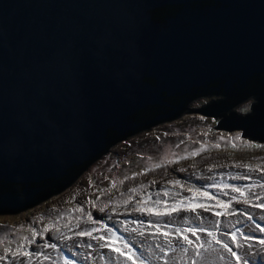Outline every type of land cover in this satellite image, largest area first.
Segmentation results:
<instances>
[{"label":"water","instance_id":"95a60500","mask_svg":"<svg viewBox=\"0 0 264 264\" xmlns=\"http://www.w3.org/2000/svg\"><path fill=\"white\" fill-rule=\"evenodd\" d=\"M263 74L264 0H0V213L175 117L184 96L233 97ZM151 107L165 111L145 121ZM207 107L185 112L224 117L213 128L243 137L256 122Z\"/></svg>","mask_w":264,"mask_h":264},{"label":"rangeland","instance_id":"374dc122","mask_svg":"<svg viewBox=\"0 0 264 264\" xmlns=\"http://www.w3.org/2000/svg\"><path fill=\"white\" fill-rule=\"evenodd\" d=\"M218 95L209 97H201L192 100L188 109L201 108V106L208 105L213 100L218 99ZM251 104V100L241 102L233 106L228 113L236 112L239 116L247 115V112H241L240 109ZM251 109V107H250ZM224 117H212L197 112H184L180 116L166 122L155 125L147 130H141L133 136L121 140L113 144L105 154L93 161L82 173L78 176V180L72 185L66 187L59 193L49 196L47 199L33 204L32 206L20 210L16 213H0V255H5V250L11 248L16 250L21 244H25L22 237L28 236L31 238L30 226L36 227L39 231L52 222L59 213L65 212L67 209L76 208L79 204L85 209L92 211L93 219L100 221L103 220L110 228L117 230L118 235L129 239L137 252L144 253L151 259V264H167L168 254L173 251H179L176 246L175 237H173L172 248L165 246V251L156 248L157 243H162V238L155 233V229L146 225H137L132 223L137 220H147L148 217L141 216L131 212L132 204L135 202L130 201L128 211L122 206V201L127 200L129 196L128 190L144 184L149 185L145 189H139L134 196H139L140 193L146 194L151 192L154 199H164L163 193L156 196V193L163 188L170 190V196L175 195L177 192L185 196H191L187 191L188 188H199L201 185L209 183H231L236 185L246 184H259L264 183V172L259 169L264 168V146L261 147H246L243 146L244 142L264 145V141L259 139L254 140L252 136L244 135V130L237 128L234 130L215 129L218 122ZM237 134L242 135V140L236 141L237 147L230 146V142L226 139L220 141L221 147L216 148L212 145L219 140L223 135L225 138L235 137ZM208 145V150L202 151L199 155H190L191 152L200 148L201 144ZM186 157V158H180ZM174 161V162H170ZM239 163L241 167L238 169L232 165ZM160 164V167H155ZM250 164L255 171L249 173L251 179H232L230 176L225 175L223 179L220 178V173H233L244 172L246 169L244 165ZM223 165V167H220ZM212 171H209V168ZM151 169L145 172V169ZM183 168L185 171H180ZM127 177V179H125ZM208 177H215V180H209ZM169 180H180L183 188L180 185L168 184ZM115 181V186H113ZM123 181V183H121ZM154 182V183H151ZM110 189V191H108ZM210 191L220 197L221 199L228 200V196L224 195L223 191L218 192L217 189L211 188ZM230 191V190H227ZM254 191L261 192L264 189L259 187ZM123 193V195H121ZM238 195V194H237ZM89 199L95 202V206L89 203ZM198 200L203 201L205 198L197 197ZM120 201L121 203H117ZM173 201L170 199L169 203ZM210 203H214L209 201ZM109 205L105 212H99L97 209L104 205ZM115 207L116 211L112 212L111 209ZM233 209H238L239 212H234L232 216H225L216 218L212 213H205L201 221H196L193 213L181 212L178 215H173L170 219L174 220L175 225H169L165 230H171L174 227H204L213 230L215 220L219 219V237L225 242H228L235 251V246L230 240V237L225 236L224 232L228 230L229 222L234 223L235 220H241L246 224L251 222L247 221L243 216V211L247 210L253 214L256 223L264 227V219L258 216L259 210L243 203H234ZM233 209H229L232 211ZM217 211L221 209H216ZM203 212V210H199ZM79 211L72 214L71 222L68 217H61L56 220L58 226L61 227V232L64 234L60 236L55 231L46 233L43 237H35L36 243L32 244L30 251L43 252L48 250L47 256L49 259L45 260L43 256H33L26 264H124L123 260H116V253L108 248H101L99 246L94 248L98 242L91 240L89 237H79L77 232L81 231L84 227H91V224H81L77 227L76 217H79ZM111 215L112 219H108ZM181 217H187L191 223H185ZM152 219H156L153 217ZM169 218H161L162 223H166ZM128 221L132 227H139L142 231H147L150 234L145 237H140L138 234L125 232L123 222ZM20 225H24L20 228ZM66 225V226H64ZM8 226V227H4ZM100 229L99 224L96 225ZM106 229H100L93 235H104ZM202 237V242L210 241V237L206 233ZM256 237L253 243L256 248L253 249V255L249 259L248 264H260V257L264 256V252H259L261 246L259 239L264 238V232L253 229L250 233ZM191 237V234L188 233ZM64 236L70 237L65 239ZM195 239V237H191ZM239 240V237H238ZM74 241L75 246L72 247ZM46 242L54 243L56 248L40 247ZM180 244H184L181 239ZM91 253L88 252V245ZM184 246H187L186 244ZM84 247V248H83ZM151 247L152 253H148L147 249ZM213 247L216 251L202 249V257H196L192 248L185 253L187 256L182 258L179 264H192L195 260L196 264H244L243 259L237 261L235 257L229 259V254L224 251L219 244H214ZM76 248V249H72ZM102 249L103 255L97 253L98 249ZM208 248L205 243V249ZM85 251V252H84ZM259 253V254H257ZM238 255L240 253H237ZM162 257L159 259H152V256ZM221 256L224 259H221ZM14 261H20L19 257L15 260L9 255L5 261H0V264H13ZM163 262V263H158ZM132 264V261H128Z\"/></svg>","mask_w":264,"mask_h":264},{"label":"snow or ice","instance_id":"6c2138e0","mask_svg":"<svg viewBox=\"0 0 264 264\" xmlns=\"http://www.w3.org/2000/svg\"><path fill=\"white\" fill-rule=\"evenodd\" d=\"M248 105L243 107L241 111L247 112L248 111ZM228 140L230 142V146L235 148L237 147L236 141L242 140V135L237 134L234 138L229 137L225 138L223 135L219 137V140L216 141L212 147L219 148L221 147L220 141ZM243 146L246 147H261L264 145H258L254 143H249L247 141L244 142ZM208 150V145L201 144L200 148L196 149L195 151L191 152L190 155H199L200 152ZM180 158H186V157H180ZM174 162V161H170ZM160 164H156L155 167H160ZM236 168H240L241 165L239 163H235L232 165ZM220 167H223L221 165ZM244 168L246 171L244 172H236L233 173H220L221 180L225 175L230 176L232 179H251L249 173L252 171H255L250 164L244 165ZM151 169H145V172L150 171ZM261 172H264V168L259 169ZM180 171H185V169L181 168ZM209 171H212V168H209ZM127 179V177H125ZM209 180H215V177H208ZM113 186H115V181L112 182ZM123 183V181H121ZM154 183V182H151ZM168 184L173 185H180L181 188H183V184L180 180H169L167 181ZM149 185H140L134 188H131L128 190L130 193L127 200L122 201V206L125 208V211L127 212L128 205L130 201H135L132 204L131 212L135 214H139L141 216H147L148 219L145 220H137L133 221L132 223L137 225H146L150 226L151 228L155 229V233H151L152 235H158L162 238V243H157L156 248L160 249L161 251H165V246H168V248H172L173 245V237H175L176 246L178 247L179 251L181 253H187L189 251V248H192L196 257H202V249L204 250H211L216 251V249L213 247L214 244H219L221 248L226 251L229 254V259L231 257H235L237 261H240L243 259L244 264H248L249 259L253 255V249L256 248V244L253 243L254 240H256V237L252 234L253 229L259 230L261 232H264V227H262L260 224L256 223L253 217V214L249 213L247 210L243 211V216L246 217L247 221L251 222L250 224H246L242 222L241 220H235L234 223L229 222L228 230L224 232L225 236L230 237V240L233 242L235 246V251L233 250V247L230 246L228 242H225L223 239L218 238L219 237V219L215 220L216 227L213 228V230H209L204 227H174L171 230H165L168 228V226L175 225V221L171 220L170 218L173 215H178L179 213L186 212V213H193L195 215L196 221H201L203 219L202 213L199 210H203L205 213H212L216 218L219 217H225V216H232L234 212H239L238 209H233L234 203H243L245 205L258 208V209H264V191L257 192L254 191L255 188L259 187L261 189H264V183L259 184H246V185H236L231 183H209L205 185H201L199 188H188L187 191L191 193V196H185L182 195V193L177 192L175 195L170 196V190L168 188H163L159 192L156 193V196H160L161 193H163L164 199H154L153 194L151 192H147L146 194L140 193V195L134 196L131 194H135L139 191V189H145ZM215 188L218 192L223 191L224 195L228 196V200L221 199L217 195H214L210 189ZM230 190V191H227ZM110 191V189L108 190ZM238 194V195H237ZM123 195V193L121 194ZM197 197L205 198L203 201L198 200ZM172 200V203H169V200ZM209 201H212L214 203H210ZM89 203L93 204L95 206V202L91 201L89 199ZM117 203H121L120 201H117ZM109 207V205H104L103 207H99L97 210L99 212H105L106 209ZM216 209H221L217 211ZM229 209H233L232 211H229ZM79 211L81 215L79 217H76V224L77 227H80L81 224L88 225L91 224V227H84L81 231L77 232L76 235L79 237L87 236L91 240H95L98 242V246L101 248H108L112 252L116 253V260L120 261L123 260L124 264H128V261H132V264H151V259L148 258L147 255L144 253L137 252L136 248L133 247L131 241L129 239H126L123 236L118 235L117 230L114 228H110L107 223H105L103 220L97 221L93 219L92 211L88 210L85 213L84 207L81 205H77L76 208H70L67 209L65 212L59 213L57 217H55L51 223L46 225L42 231H39L36 227L30 226L31 230V238L28 236L22 237L23 241H26L25 244H21L19 247L16 248V250H12L11 248H8L5 250V255H0V261H5L9 258V255L12 257L13 260L17 259L19 257L21 264H23V261L25 258L31 259V257L36 256L40 257L43 256L45 260L49 259L47 255H45L43 252H32L30 251V247L32 244L36 243L35 237L40 236L43 237L46 233L50 231H55L60 236H63L64 234L61 232V227L58 226L56 223V220L60 219L61 217H68L69 221L71 222L72 214ZM112 212L116 211V208L113 207L111 209ZM155 217L156 219H152ZM161 218H169L166 223L161 222ZM108 219H112V216L109 215ZM185 221V223H191V221L188 220L187 217H181ZM99 224L100 229H106V232L104 235H93L100 229L96 227V225ZM124 225H127L124 228L125 232L138 234L140 237H145L149 235L150 233L147 231H142L139 227H132L129 225L128 221L123 222ZM66 226V225H64ZM8 227V226H4ZM20 228H23L24 225H20ZM188 233L191 234V237H195V239L191 238ZM201 233H206L208 237H210V241L202 242L201 239ZM239 237V240H238ZM65 239H70V237L64 236ZM184 241V244H180V240ZM205 243H207L208 248L205 249ZM187 246H184V245ZM259 244L261 246H264V238L259 239ZM92 245L89 244L88 247H91ZM40 247H50V248H56L57 245L54 243L46 242L43 245H40ZM153 249L149 247L147 249L148 253H152ZM259 252H264V247H261L259 249ZM237 253H240L239 255ZM259 254V253H257ZM162 257H156L152 256V259H159ZM182 259V257H181ZM221 259H224L223 256H221ZM192 264H196V261L193 260ZM253 264H256L255 261H253ZM260 264H264V256L260 257Z\"/></svg>","mask_w":264,"mask_h":264},{"label":"trees","instance_id":"16d2710c","mask_svg":"<svg viewBox=\"0 0 264 264\" xmlns=\"http://www.w3.org/2000/svg\"><path fill=\"white\" fill-rule=\"evenodd\" d=\"M261 80H262V77L261 76L255 78V80H253L252 82L249 83V85H248L247 88H245L244 90H240L233 97L228 96L223 91L218 92L216 94V95L219 96L218 99L213 100L212 102H210L209 108L207 107V108H205L203 110L204 111L207 110L208 112L213 113V114L216 115L219 112L217 110H220V109L223 110V108H226L228 106L235 105V104H240L241 102H244V101H247L248 99H251V97H253V96L255 98H258V97L263 98L262 97V93H264V88H261L262 87ZM212 95H214V92H212V91H209L207 93L204 92V93H200L199 96H198V98H201V97H209V96H212ZM186 110H187V107H186L185 110L184 109L181 110L179 112V114L176 115L175 117L180 116ZM164 111L165 110H160L158 107H151V108H149V109L144 110L143 112H141L140 116L144 117V120L145 121H149V120H153L154 118H156L159 114L164 113ZM229 111H231V110H229ZM229 111L228 110H226V111H220V113H218V114H223V115L227 116L228 117L227 119L229 120L230 117H232V115H234L232 113V115L229 116L228 113H227ZM246 116L247 117H251V118L253 117L256 120V123L254 122L253 124H251L249 126L251 128V133L249 135H251L252 137H259V138H261V135H264V134L259 133L255 129H257L261 125L260 122H262L264 120V116H261L260 114L259 115H257V114L256 115H253L252 114V116H251V113H250V115H246ZM242 117H245V116H242ZM240 118H241V116H240ZM171 119H173V118H165V119H162V120H159V121L152 122V123L148 124L147 126L143 127L140 130H143V129L147 130V129L151 128V127H154L157 124H160L162 122L169 121ZM140 130H138V131H140ZM138 131L137 132H134L133 134L128 135L126 138H129V137L133 136L134 134L138 133ZM126 138L116 139L111 144V146L113 144H115V143L123 140V139H126ZM98 158H96V159H98ZM96 159H94L91 162H89V164L92 163L93 161H95ZM87 166H85V167H87ZM85 167L73 169L71 172H69L65 177H63L60 180H49V181H46V182H42L40 185H41V187H43V191L40 194V200H42L44 198L47 199L49 196L54 195L55 193L60 192L62 189H65L66 187L72 185L74 182H76L78 180V176L80 175V173L82 172V170ZM3 184H4L3 182H0V189L6 188V187H4L5 185L3 186Z\"/></svg>","mask_w":264,"mask_h":264},{"label":"flooded vegetation","instance_id":"af4514ba","mask_svg":"<svg viewBox=\"0 0 264 264\" xmlns=\"http://www.w3.org/2000/svg\"><path fill=\"white\" fill-rule=\"evenodd\" d=\"M157 14L159 16H161L160 11H158ZM261 77L263 79V80H261V84H262L261 88H264V74L261 75ZM204 92L207 93L208 91H204ZM204 92H202V93H204ZM217 93L218 92H214V95H216ZM199 94L200 93L190 94V95H187L186 97L184 96L185 102H184V108L183 109L185 110L186 107L188 108L189 102H191L194 99H197ZM262 97L263 98H261V97L255 98L254 96L251 97V99H250L251 100V109H250V112L248 115H250V113H251V116H252V114L253 115H256V114L259 115L260 114L261 116H264V93H262ZM181 99H182L181 96L177 97L176 98L177 103H179ZM172 118H175V117H172ZM258 132L261 133V131H259V130H258ZM250 133H251V129L249 131H247V134H250ZM261 138L264 139V135H261Z\"/></svg>","mask_w":264,"mask_h":264},{"label":"bare ground","instance_id":"6f19581e","mask_svg":"<svg viewBox=\"0 0 264 264\" xmlns=\"http://www.w3.org/2000/svg\"><path fill=\"white\" fill-rule=\"evenodd\" d=\"M201 213H202V216H204V215H203L204 212H201ZM257 214H258L259 217H261V218L264 219V210H259ZM200 235H202V237H205V236H206V235H204V234H200ZM75 243H76V241H74L72 247L75 246ZM97 246H98V243L94 245V248L97 247ZM83 248H84V247H83ZM72 249H76V248H72ZM91 250H92V249H91ZM91 250H90V247H89L88 252L91 253ZM101 250H102V249H100V248L97 250V253H98L100 256L103 255V251H102V253H100ZM84 252H85V251H84ZM47 254H49V253H48V250L45 251V255H47ZM185 256H187V254L185 255V253H181L180 251H173V252H170V253L168 254V259H167V262H166V263H167V264H179V262H180V260H181V257L184 258ZM28 261H29V259L25 258L24 261H23V264H26ZM158 263H163V262H158ZM13 264H21V261H18V262H17V261H14ZM56 264H59V261H58Z\"/></svg>","mask_w":264,"mask_h":264},{"label":"clouds","instance_id":"9594fccd","mask_svg":"<svg viewBox=\"0 0 264 264\" xmlns=\"http://www.w3.org/2000/svg\"><path fill=\"white\" fill-rule=\"evenodd\" d=\"M248 106H249L248 110H250L251 104L249 103ZM240 111H241V109H240ZM241 112L243 113V111H241Z\"/></svg>","mask_w":264,"mask_h":264}]
</instances>
